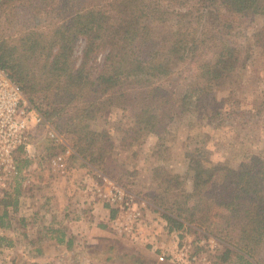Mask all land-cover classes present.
I'll return each mask as SVG.
<instances>
[{
    "label": "rangeland",
    "instance_id": "374dc122",
    "mask_svg": "<svg viewBox=\"0 0 264 264\" xmlns=\"http://www.w3.org/2000/svg\"><path fill=\"white\" fill-rule=\"evenodd\" d=\"M217 4L228 18L223 23L224 29L221 31L213 22V14H209L208 21L199 25L198 34H193L200 47L196 57L189 61L171 54L170 42L164 41L166 35L175 32L173 19L165 24L151 22L154 34L144 44L125 45L114 36L104 40L111 49L139 48L143 69L138 78L128 79L119 92L103 99V115L83 122L79 129L83 134L96 136L104 148L105 164L100 169L88 167L85 191L92 202L109 206L96 195L87 193L90 179L97 182L104 176L146 202L149 215L143 235L134 238L115 231L112 220L116 211L113 209L114 218L108 228L116 244L112 248L106 245L93 254L90 235L77 239L73 233L65 232L63 239L61 231L69 227L61 212L56 213L54 229L49 236L41 215H27L24 199L21 205L24 196L37 191L41 198L46 182L65 177L70 167H82L80 159L74 157L73 137L50 125L63 143H54L45 128L34 130L30 135L34 155L30 157L23 151L18 152V175L10 178L6 187L0 180V196L16 188L21 191L18 209L11 210V227L0 229V236L12 242V247L1 250L0 264L8 259L10 264H32L36 256H44L46 245L49 246L47 255L59 260L48 259L44 264H63L60 259L71 258L75 251L74 242L70 248L66 244L61 246L66 237L68 241L76 238L79 255L97 256V264H224L218 260L227 246L219 233L221 221L214 218L205 226L193 224L169 233L161 221L154 225L156 217L153 219L152 216L162 215L154 204L158 190L151 188L154 169L162 168L169 176L182 180L187 193L185 202L193 204L197 195L195 174L189 169L191 160L200 159L206 165L233 169L261 166L264 161V16L254 13L253 0H247V9L241 14L233 13L223 0H218ZM214 37L225 38L234 49V59H225L224 67L219 65L220 52L214 47ZM102 61L103 55L98 57L96 69L91 72L93 81L97 80V68ZM156 87L171 103L156 106L153 113L159 115L157 124L151 130L144 129L137 121L138 114L146 109L142 90ZM68 150L72 154L67 159V169L55 170L51 165L52 158ZM172 206L176 208V195L168 197L167 207ZM37 242L41 253L32 252L30 248ZM53 243L59 245L52 246ZM184 249L188 255L181 258L180 252ZM162 256L163 262L160 261Z\"/></svg>",
    "mask_w": 264,
    "mask_h": 264
},
{
    "label": "trees",
    "instance_id": "16d2710c",
    "mask_svg": "<svg viewBox=\"0 0 264 264\" xmlns=\"http://www.w3.org/2000/svg\"><path fill=\"white\" fill-rule=\"evenodd\" d=\"M223 2L236 14L247 9V0ZM217 3L0 0V67L52 127L73 137L74 157L80 159L82 167L100 169L105 164L104 148L96 136L79 129L83 122L103 115V99L119 92L128 79L138 78L143 69L139 48L111 49L104 40L114 36L125 45L144 44L154 34L151 22L165 24L173 19L175 32L166 35L164 41L170 42L171 54L189 61L200 47L193 34H198L199 25L208 21L209 14H213L220 30L224 29L228 18ZM253 4L254 13L264 16V0H253ZM214 38V47L220 52L219 65L224 67L225 59H234V49L225 38ZM101 55L103 61L93 81L91 72ZM142 91L146 109L138 114L137 121L151 130L159 117L153 113L155 107L171 102L159 87ZM189 169L195 174L197 199L193 204L185 202L182 180L169 176L162 168L154 169L151 188L158 190L154 204L167 222L166 230L172 233L193 224L205 226L217 218L221 221V239L227 245L218 257L220 263L264 264V161L261 166L233 169L196 159L189 162ZM175 195L176 208L175 204L167 207L168 197ZM20 196L19 188L0 196V229L11 227V210L18 209ZM5 247H12V242L0 236V254Z\"/></svg>",
    "mask_w": 264,
    "mask_h": 264
},
{
    "label": "built area",
    "instance_id": "2783aa9c",
    "mask_svg": "<svg viewBox=\"0 0 264 264\" xmlns=\"http://www.w3.org/2000/svg\"><path fill=\"white\" fill-rule=\"evenodd\" d=\"M39 127L47 130L54 143H63L61 137L46 121L42 113L25 97L8 74L0 67V180L6 187L7 181L18 175L16 155L23 151L33 156L30 143L31 133ZM70 150L54 156L52 167L57 171L67 169ZM101 180L90 179L88 194L96 195L103 203L116 211L112 226L120 234L140 237L147 228L149 208L146 202L138 200L133 194L107 177ZM184 249L180 257H187ZM164 261V256L160 258Z\"/></svg>",
    "mask_w": 264,
    "mask_h": 264
},
{
    "label": "crops",
    "instance_id": "0c3cea01",
    "mask_svg": "<svg viewBox=\"0 0 264 264\" xmlns=\"http://www.w3.org/2000/svg\"><path fill=\"white\" fill-rule=\"evenodd\" d=\"M68 169L69 170L66 171L65 177H55L54 179H51L50 182H46L43 187L44 191L42 192L41 198L37 195V191H34L28 197L24 196L22 198L21 205L25 200V210L28 212V216H42V219H40L44 220L45 225L47 226L46 232H48V236L53 232L54 221L57 215L56 213L61 212L60 214H62L65 224L69 227L68 230L64 229L61 231L63 239L65 238V232L66 234L73 233L76 235L75 237L77 239H80L88 234L92 240L90 247L93 254H97L98 250L106 247V245H110L109 248L114 247L116 241L112 239V235L109 233L108 228L110 220L114 218V210L109 206L104 207L101 204L92 202V198L87 196L85 191V181H87V176H89L88 168L70 167ZM83 214H86L88 217H85V219ZM152 217L153 219L156 217L154 225L161 221L164 223L165 227L167 226V223L161 216L157 217L154 214ZM50 238L53 237L50 236ZM75 239L68 241V237H66V240H63L61 243V246L66 244L68 248L73 245V242L75 243V251L73 252L74 255L71 258H64V260L60 259L63 261V264L99 263L97 256L84 257L79 255L80 252L77 250L79 245ZM58 245V243L52 244V246ZM48 247V245L44 247L45 251L42 253L44 256H36L32 260V264H44L46 261L48 262V259L53 262L59 260L56 259V257H49L47 255ZM30 248L32 249V252L41 253L39 250L41 249V246H39L38 242L30 245ZM1 263L10 264V259H8V262L2 260Z\"/></svg>",
    "mask_w": 264,
    "mask_h": 264
}]
</instances>
